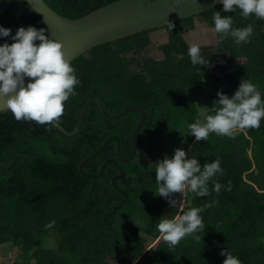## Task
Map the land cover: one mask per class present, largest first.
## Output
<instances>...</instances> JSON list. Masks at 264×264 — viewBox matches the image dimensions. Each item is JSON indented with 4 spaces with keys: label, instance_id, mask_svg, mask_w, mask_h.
I'll return each mask as SVG.
<instances>
[{
    "label": "trees",
    "instance_id": "trees-1",
    "mask_svg": "<svg viewBox=\"0 0 264 264\" xmlns=\"http://www.w3.org/2000/svg\"><path fill=\"white\" fill-rule=\"evenodd\" d=\"M115 0H45L55 11L78 18ZM231 15L234 27L252 24L247 43L237 45L225 36L217 49L229 53L227 79L216 81L203 66L187 56L183 29L194 27L193 16L177 20L168 40L159 45L163 59L149 54L150 31L143 30L92 47L70 61L80 81L76 94L65 102L60 125L72 130L85 101L96 97L105 115L127 106L145 111L137 150L129 161L117 158V142L109 140L83 165L107 137L118 136L123 157L132 153L140 113L130 110L108 120L96 103L89 104L78 130L63 134L52 123L17 121L8 110L0 112V246L13 252L10 264H222V247H230L242 264H264V119L261 126L234 138L211 133L195 143L188 125L201 119L195 95L205 93L209 108L217 91L231 96L242 78L258 85L264 99V19H245L222 4L199 13L213 26V13ZM0 25L14 34L21 25L47 28L25 0H0ZM9 38H0L3 43ZM211 114L206 111V115ZM165 141L169 156L183 147L201 164L221 158L224 170L219 193L199 197L173 194L174 207L154 192L156 144ZM190 149V151H189ZM120 168L123 178L117 177ZM230 185V190L226 187ZM211 190L212 183H209ZM215 201V203H212ZM211 204L210 207L206 206ZM192 207H202L205 231L186 236L174 247L157 229L159 219L178 218ZM48 225H51L50 227ZM52 237L55 245H44Z\"/></svg>",
    "mask_w": 264,
    "mask_h": 264
},
{
    "label": "clouds",
    "instance_id": "clouds-1",
    "mask_svg": "<svg viewBox=\"0 0 264 264\" xmlns=\"http://www.w3.org/2000/svg\"><path fill=\"white\" fill-rule=\"evenodd\" d=\"M220 3L224 12L239 11L245 19L253 15L257 19H264V0H220ZM212 21V30L216 34L214 46L220 45L225 36L232 37L237 45L247 43L254 33L252 24L234 27L233 17L222 15L219 10L213 13ZM165 25L169 31L175 27L171 21H166ZM46 32H49L46 28L21 25L13 34L11 28L0 25V38L11 40V43L8 40L0 43V98H3L4 105L17 121L58 125L65 102L76 94L80 81L75 68L65 57L62 42L46 35ZM187 56L194 66L211 67L198 43L188 44ZM26 77L29 78L27 83ZM217 96L212 107H207L211 114L188 125L195 143L206 141L211 133L234 138L240 132L261 126L264 99L258 85L251 79L242 78L231 96L220 90ZM155 165L158 187L154 193L165 198L171 207L177 204L173 198L175 193L184 195L191 192L205 197L211 191L219 193L224 187L214 179L224 174L219 156L201 164L197 157L189 158L183 147H176L171 156L165 154ZM226 190H230V185ZM206 206L210 207L211 204ZM203 211L202 207H192L178 218L162 216L157 229L163 240L174 247L186 236L205 231L201 215ZM220 255L225 257L222 264H242L230 247H222Z\"/></svg>",
    "mask_w": 264,
    "mask_h": 264
},
{
    "label": "water",
    "instance_id": "water-1",
    "mask_svg": "<svg viewBox=\"0 0 264 264\" xmlns=\"http://www.w3.org/2000/svg\"><path fill=\"white\" fill-rule=\"evenodd\" d=\"M25 1L46 24V29L49 30V32H46V35H50L52 38L62 42V50L68 61L87 52L94 46L143 30H151L149 34L151 41L154 40L151 33L156 30H162L165 32L166 37H168L167 26L165 25L166 21L175 22L195 16L221 4L220 0H197V2L196 0H115L78 18H68L52 9L45 0ZM183 37L186 38V35L183 34ZM153 57L160 60L164 58V54L162 51H159V56L154 55ZM28 79L27 77L25 78L26 83ZM92 102L96 103L99 115L108 120L116 119L130 110L140 113L130 156L125 158L121 155L120 140L118 136L111 135L106 138L100 148L81 161L79 169L83 174L99 176L103 173L109 161L117 163L116 158L106 160L100 171L96 174L85 173L83 171L84 163L93 158L111 139H115L117 142V158L123 161L131 160L136 154L139 128L145 119V111L140 106L130 105L115 115L107 116L102 111L100 100L92 97L87 99L81 107L72 130L68 131L60 124H52L65 135L74 134L80 126L85 110ZM5 111H8V108L4 105L3 98H0V112ZM16 159L17 157L5 162L0 161V165L10 166ZM116 176L123 178L125 176L124 170L120 168V173Z\"/></svg>",
    "mask_w": 264,
    "mask_h": 264
},
{
    "label": "rangeland",
    "instance_id": "rangeland-1",
    "mask_svg": "<svg viewBox=\"0 0 264 264\" xmlns=\"http://www.w3.org/2000/svg\"><path fill=\"white\" fill-rule=\"evenodd\" d=\"M162 30H156L151 33L152 38L154 39V42L159 41L161 42L164 39V36H161L159 32ZM210 29L206 27L202 22L198 21L196 19V26L195 28L189 29L186 32V35L190 41V43H204L207 42L209 39ZM148 51L149 54L152 56H159L158 53H156V50L154 48L153 42H151L148 45ZM196 103L198 107L200 108L201 113V119L203 120L206 117V111L207 107L209 108V102L205 96V93L195 95ZM166 148V142L161 141L156 144L155 149V156L151 159H146L148 163H155L158 160L162 159L165 154L169 155L168 152L165 150ZM44 245H47V247L51 248L55 245V240L52 237H46L44 238ZM13 259V252L9 247H1L0 246V264H10Z\"/></svg>",
    "mask_w": 264,
    "mask_h": 264
},
{
    "label": "flooded vegetation",
    "instance_id": "flooded-vegetation-1",
    "mask_svg": "<svg viewBox=\"0 0 264 264\" xmlns=\"http://www.w3.org/2000/svg\"><path fill=\"white\" fill-rule=\"evenodd\" d=\"M196 19L202 22L204 25H206L207 28L210 29V33H209L210 35H209L208 41L204 43H198L201 45L202 54L208 59L209 63L211 64L210 68L203 66L202 69H205L207 72H209L211 76L213 77V79L216 81H222L224 79H227L228 74H229V69H230V63H231L229 62V58H230L229 53L220 51L217 49V46H214L215 40H216V34L212 30L213 26H209L202 17L198 15L193 16V22H194L193 28H195L196 26ZM188 30L189 29H183L181 32L182 35L183 34L186 35V32ZM167 33H168V30H167ZM184 39L187 44H190V41L187 35H186V38ZM167 40H168V37L166 38L164 37V39L161 42L159 41L154 42V40L151 41L154 44L156 53L159 54V51H161L159 49V45H161L162 43H165Z\"/></svg>",
    "mask_w": 264,
    "mask_h": 264
},
{
    "label": "crops",
    "instance_id": "crops-1",
    "mask_svg": "<svg viewBox=\"0 0 264 264\" xmlns=\"http://www.w3.org/2000/svg\"><path fill=\"white\" fill-rule=\"evenodd\" d=\"M159 34H160L161 36H164V37L166 38L165 32L161 31V32H159Z\"/></svg>",
    "mask_w": 264,
    "mask_h": 264
}]
</instances>
